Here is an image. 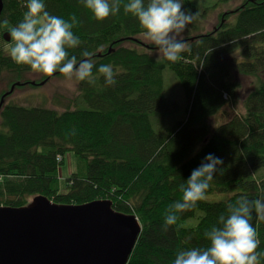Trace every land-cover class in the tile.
<instances>
[{"label": "trees", "instance_id": "obj_1", "mask_svg": "<svg viewBox=\"0 0 264 264\" xmlns=\"http://www.w3.org/2000/svg\"><path fill=\"white\" fill-rule=\"evenodd\" d=\"M2 2L0 23L12 28L22 21L27 0ZM128 2L121 0L119 13L97 22L81 0H44L51 15L69 22L75 15L72 31L81 44L67 49L69 58L74 55L79 62L83 51L92 52L96 80L77 82L72 106L62 111L16 103L0 107V206L22 207L36 195L58 204L110 199L113 208L135 214L141 224L127 264H173L181 248L208 246L204 232L217 225L228 203L264 194V180L256 176L264 168V0H243L207 31L201 25L205 9L181 0L182 10L196 17L185 31L187 50L176 63L157 62L149 44L127 45L141 43L137 37L143 32L138 19L124 13ZM101 64L113 66L114 86L105 85ZM166 68L185 92L181 120L175 117L178 102L163 89ZM32 72L0 47V78L6 76L11 85L28 81L25 75ZM235 73L255 77L257 83L240 109L214 125L211 119L225 104V95L237 102ZM51 77L42 74L39 81ZM171 119L176 121L165 123ZM160 120L162 131L157 129ZM67 151L84 163V171L71 173L61 191L58 168ZM210 153L223 160V170L214 174L206 195L223 198L199 201L162 231L168 206L182 197L179 185ZM191 218L195 222L187 223ZM252 223L260 240L257 251L264 252V220Z\"/></svg>", "mask_w": 264, "mask_h": 264}, {"label": "clouds", "instance_id": "obj_2", "mask_svg": "<svg viewBox=\"0 0 264 264\" xmlns=\"http://www.w3.org/2000/svg\"><path fill=\"white\" fill-rule=\"evenodd\" d=\"M97 22L110 15H116L121 8V0H81ZM181 0H129L123 5L125 14L136 17L143 30L144 40L155 47L157 62L166 60L176 63L185 52L184 33L196 13L182 10ZM23 19L13 26L9 33L12 46L8 54L17 65L30 66L36 73L51 77L56 72L68 81L94 84L95 62L93 53L82 52L83 59L69 58L67 49L75 48L81 40L72 29L78 21L75 15L70 22L51 15L46 10L44 0H27ZM99 74L106 86L116 83L111 64H101ZM223 160L214 154L204 157L200 166L191 171L184 183L179 185L180 200L170 204L161 225L162 231L177 224L180 214L191 211L199 201L206 200L210 182L217 172L222 173ZM255 214V217H254ZM264 220V194L250 199L241 196L235 203L226 205V214H221L217 225L204 232L207 247L181 248L175 254L173 264H260L264 252H258L260 244L253 219Z\"/></svg>", "mask_w": 264, "mask_h": 264}, {"label": "water", "instance_id": "obj_3", "mask_svg": "<svg viewBox=\"0 0 264 264\" xmlns=\"http://www.w3.org/2000/svg\"><path fill=\"white\" fill-rule=\"evenodd\" d=\"M2 8L0 0V13ZM3 37L9 41V31ZM19 84L4 91L0 107ZM112 204H58L36 195L22 207L0 206V264H127L141 224Z\"/></svg>", "mask_w": 264, "mask_h": 264}, {"label": "rangeland", "instance_id": "obj_4", "mask_svg": "<svg viewBox=\"0 0 264 264\" xmlns=\"http://www.w3.org/2000/svg\"><path fill=\"white\" fill-rule=\"evenodd\" d=\"M194 3L198 4L200 9H205V14L201 18V25L203 26V30L207 31L210 30L216 23H218L220 19V15L224 13V11H229L234 9L235 7L242 4L243 0H227V1H221V0H192ZM2 11V10H1ZM227 20L234 21L233 17L227 18ZM11 26L7 22L0 23V47L8 54V49L12 46L13 42L11 41V38L9 41L5 40L3 37L4 32L10 31ZM188 35L186 32L184 33V38H186ZM141 40V43H130L128 42L127 45L140 48L142 44L148 45V43L144 40L143 35L140 34L138 37ZM150 45V44H149ZM186 45V44H185ZM149 53L156 56L155 49L148 50ZM236 54L235 50L230 52V55ZM157 57V56H156ZM229 57V56H227ZM232 57V56H231ZM26 79L28 81H39L42 79V74L32 72L27 73L25 75ZM163 77H164V83H163V89L164 92L171 97L172 99L176 100L179 104V111L176 113L175 117L177 120H181L185 118L186 115V106H187V100L185 96V92L183 90V87L181 85V82L176 77L175 73L169 69L166 68L163 71ZM235 78L238 80L240 87L238 90L239 96L237 98V102L230 101V98L225 95V104L217 110V112L214 114L213 118L211 119V122L216 125L221 120H224L229 116L234 109H240L242 107V101L244 99V96L246 93L255 87V82L257 83V79L252 76L243 75L239 73H235ZM76 81L73 79L72 81H68L66 78H64L61 75L52 76L49 78V80L41 85H31V84H24L21 86L16 87L11 94H9L6 99L5 103H16L21 104L24 106H40V107H46V108H54L59 111L64 110L68 106H72V103H69L71 98H73L76 95ZM10 84H8V80L6 79V76L0 78V96L2 92L8 90L10 88ZM236 106H238L236 108ZM239 112V110H237ZM176 119H171L167 122L170 124V122L176 121ZM154 123H157L156 118H154ZM163 121L160 120L158 122L157 129L158 130H164L162 129ZM61 159V158H59ZM84 171V163H80L78 161L76 155L73 151H67L63 156V161L59 165L58 168V177L61 183V191H64V180L74 172L78 171ZM257 177H260L262 180H264V168L259 170L256 174ZM1 179V176H0ZM33 198V197H32ZM30 198L29 201L32 200ZM223 198V194L220 193H212L206 195L207 201H215ZM194 218H191L187 221V223H194Z\"/></svg>", "mask_w": 264, "mask_h": 264}, {"label": "bare ground", "instance_id": "obj_5", "mask_svg": "<svg viewBox=\"0 0 264 264\" xmlns=\"http://www.w3.org/2000/svg\"><path fill=\"white\" fill-rule=\"evenodd\" d=\"M37 84H31L29 81H23L22 84H19L20 86L21 85H24V84H31V85H40L38 84L40 81H35Z\"/></svg>", "mask_w": 264, "mask_h": 264}, {"label": "flooded vegetation", "instance_id": "obj_6", "mask_svg": "<svg viewBox=\"0 0 264 264\" xmlns=\"http://www.w3.org/2000/svg\"><path fill=\"white\" fill-rule=\"evenodd\" d=\"M20 83L22 84V82H20ZM18 86H20V85L15 86V88L18 87ZM15 88H14V89H15ZM6 97H7V96H6ZM6 97H5V99H6ZM3 104H5V101H4ZM3 104H2V105H3Z\"/></svg>", "mask_w": 264, "mask_h": 264}]
</instances>
